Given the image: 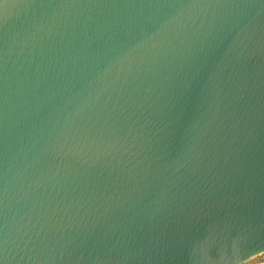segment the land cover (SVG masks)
I'll return each instance as SVG.
<instances>
[{
	"label": "water",
	"instance_id": "obj_1",
	"mask_svg": "<svg viewBox=\"0 0 264 264\" xmlns=\"http://www.w3.org/2000/svg\"><path fill=\"white\" fill-rule=\"evenodd\" d=\"M264 0H0V264H264Z\"/></svg>",
	"mask_w": 264,
	"mask_h": 264
},
{
	"label": "rangeland",
	"instance_id": "obj_2",
	"mask_svg": "<svg viewBox=\"0 0 264 264\" xmlns=\"http://www.w3.org/2000/svg\"><path fill=\"white\" fill-rule=\"evenodd\" d=\"M263 258H264V255L261 256L260 258H256V259H254L253 262H256V263L263 262V260H262Z\"/></svg>",
	"mask_w": 264,
	"mask_h": 264
},
{
	"label": "bare ground",
	"instance_id": "obj_3",
	"mask_svg": "<svg viewBox=\"0 0 264 264\" xmlns=\"http://www.w3.org/2000/svg\"><path fill=\"white\" fill-rule=\"evenodd\" d=\"M262 260H263V262H264V258H263Z\"/></svg>",
	"mask_w": 264,
	"mask_h": 264
}]
</instances>
